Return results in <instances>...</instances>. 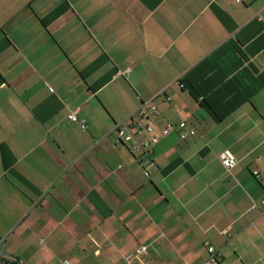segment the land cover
<instances>
[{
    "label": "crops",
    "instance_id": "0c3cea01",
    "mask_svg": "<svg viewBox=\"0 0 264 264\" xmlns=\"http://www.w3.org/2000/svg\"><path fill=\"white\" fill-rule=\"evenodd\" d=\"M261 13L0 0V264H202L209 247L217 264H264ZM147 104L149 153L116 131ZM180 121L185 140L161 133Z\"/></svg>",
    "mask_w": 264,
    "mask_h": 264
},
{
    "label": "built area",
    "instance_id": "2783aa9c",
    "mask_svg": "<svg viewBox=\"0 0 264 264\" xmlns=\"http://www.w3.org/2000/svg\"><path fill=\"white\" fill-rule=\"evenodd\" d=\"M236 1L240 2V0ZM259 16L260 19L264 20V13H261ZM125 72L129 73L130 69H127ZM50 90L54 91L53 88ZM144 106L147 109L146 111L143 110ZM144 106L133 115L130 123L132 130L130 132H127L126 128L122 125H117L116 131L120 140L125 143L134 142L132 146L134 151L144 149L145 152L149 153L151 145L157 141V137L155 135L153 136L152 133L154 129L148 120L157 115L158 108L154 104H147ZM144 117H146V120H144ZM68 118L73 121H78L79 117L77 116V111L70 112ZM86 127V123L83 121V128ZM172 132H175L180 140H185L189 134L194 132V128L190 127L186 121H180L177 124L168 123L161 130L163 135H169ZM147 134L150 136L147 137ZM220 160L226 169H231L237 164V159L230 149H226L220 154ZM143 164L151 167L153 170L157 169V165L149 158L144 159ZM253 173L257 178H260L261 175L258 170H255ZM262 205L264 207V199L262 200ZM140 250H142V248H140L139 251ZM209 253L210 256L202 264H217L216 249L214 247H209Z\"/></svg>",
    "mask_w": 264,
    "mask_h": 264
}]
</instances>
